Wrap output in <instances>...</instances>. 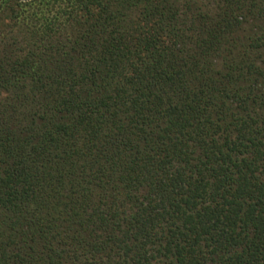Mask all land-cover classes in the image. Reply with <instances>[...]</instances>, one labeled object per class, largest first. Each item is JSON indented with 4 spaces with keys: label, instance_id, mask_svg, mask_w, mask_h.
<instances>
[{
    "label": "trees",
    "instance_id": "trees-1",
    "mask_svg": "<svg viewBox=\"0 0 264 264\" xmlns=\"http://www.w3.org/2000/svg\"><path fill=\"white\" fill-rule=\"evenodd\" d=\"M0 264H264V0H0Z\"/></svg>",
    "mask_w": 264,
    "mask_h": 264
}]
</instances>
